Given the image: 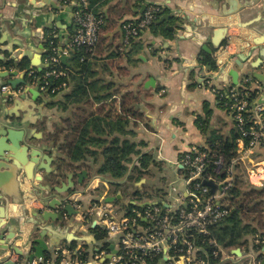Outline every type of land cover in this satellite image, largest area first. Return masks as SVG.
I'll return each instance as SVG.
<instances>
[{"label": "crops", "instance_id": "0c3cea01", "mask_svg": "<svg viewBox=\"0 0 264 264\" xmlns=\"http://www.w3.org/2000/svg\"><path fill=\"white\" fill-rule=\"evenodd\" d=\"M47 1L56 5L61 4L55 0ZM89 3L94 12L104 15V23L98 46L89 50L92 52L89 56L90 72L83 74L73 72L72 85H75L76 81L86 82L83 81L84 77L92 85L85 93V103L82 102L79 109L85 110L88 114L106 115L113 108L110 107L113 100L116 106L126 102L127 96L134 100V103L129 101L125 103L127 108L133 106V110L136 111L134 118L128 115L130 125L127 130L134 131V135H127L126 138L141 143L139 150L142 154H150L156 161V165L149 168L155 181L148 184L154 186L159 184L160 180H166L169 181L170 187L166 189L164 186L153 190L152 194L156 195L152 200L147 198L131 200L125 204L126 209H129L130 205H133L130 207L132 209L141 207L139 204L156 201L170 206L172 186L184 188L180 167L182 154L192 146L207 145V139L212 131L229 138L235 129L231 115L203 85L210 72L205 67L200 69L196 66H199L200 57L206 52L189 35L199 37L203 44L212 48L214 32L219 28H227V35L231 37V41L229 43L226 39L223 42L224 47L229 43L228 50L222 53L221 58L218 57V62L229 60L225 69L228 71L233 68V58L230 57L248 46L250 40L263 34L264 0H89ZM152 5L157 6L160 11L156 21L160 19L162 12L169 15V19L157 25L155 30L147 28L135 39L133 45L127 43L123 24L139 20ZM74 6L76 8V4ZM67 8L58 14L61 15V20H58L55 11L45 4V0H0V70H18L21 76L25 71H43L46 66L48 37L54 34L59 41V48L64 49L75 33V9L73 11V7ZM248 24L250 25L244 27ZM71 52L64 55L67 56V63L64 65L68 67L73 64ZM213 52L217 53V50ZM250 52L252 54L247 59L248 74H245L244 67L239 72V81L244 83L249 78L253 87L256 84L264 85V79L258 80L254 76L255 73L264 76V56L261 55V47L251 48L247 54ZM11 57L17 58V62L10 61L13 64L25 61L28 70L8 67L6 60ZM260 58L262 63L256 67ZM34 61L36 65L33 64ZM69 76L72 77L71 74ZM152 78L155 80V88H145L146 82ZM5 80L0 78L1 115L14 121L15 128L24 130L28 137L35 139L33 140L35 144L50 149L49 153L56 157L52 166H60L62 158L69 164L78 165L61 154L59 146L65 140V134H62L64 136L58 141H54L53 136L57 127H62L67 120L72 121L73 112L79 109L70 107L64 110L56 105L52 106V102L58 98L52 99L46 95L33 99L31 94H22L24 99L16 98L9 102L1 89L7 82ZM38 80L41 81L40 78L27 76V81H31L33 87ZM211 80L215 86L224 83L223 78L221 76L217 78V75ZM229 83H232V78ZM72 88L67 86L64 92H69ZM100 96L109 98L99 103L95 97ZM200 119L207 124L208 132L205 133L199 127ZM124 138L125 136H122V139ZM92 149L94 154L86 157V167L80 170L63 167L66 172L86 170L89 174L85 184L77 186L75 190L83 199L82 203H75L80 204L83 211L92 209L96 203L106 202L105 199L108 197L121 196L113 202H106L114 206L117 200H124L122 192L110 194L114 185L108 184L105 177L98 172L100 164L104 161L102 151L96 147ZM259 153L264 158V148H261ZM138 159L139 156L134 157L130 169L134 164H138ZM3 172L0 169V187L10 193L20 180V176L15 173V177H9L2 175ZM25 182L27 186L30 185L28 179H25ZM180 182L182 188L177 186ZM146 183L147 180L142 178L136 182L135 187L141 189ZM22 188L26 190L25 187ZM4 196L11 199L12 195ZM32 198L33 196L25 201L29 209L46 208L39 199L34 201ZM4 204L2 200L0 203V217L1 213L3 217L0 220L4 222L2 233L7 237L10 235L16 237L13 241L14 246L21 247L30 235L40 234L39 228H43L50 249L45 259L35 258L32 264H54L60 260L59 253L64 248L81 246L83 250L89 251L88 257H92V253H96L98 248L110 252L115 249L108 233L105 240L97 239L92 232L95 222L91 216L86 220H82L78 215L63 221L49 220L35 225L36 219H33L31 214L26 216L23 206L10 204L5 209ZM25 219L28 221L24 222ZM96 227L105 229L99 225ZM90 235L94 237V242ZM263 242L264 238L251 235L246 237V241L240 246L226 249L221 247L219 259L214 264H262L264 246L261 248L258 246ZM12 260L19 264H30L26 257L16 254L12 255Z\"/></svg>", "mask_w": 264, "mask_h": 264}, {"label": "built area", "instance_id": "2783aa9c", "mask_svg": "<svg viewBox=\"0 0 264 264\" xmlns=\"http://www.w3.org/2000/svg\"><path fill=\"white\" fill-rule=\"evenodd\" d=\"M158 11L157 6H149L142 18L123 24L127 43L156 21ZM74 17L75 33L68 45L61 49L53 40L49 42L45 54L46 71L40 85L42 91L51 86L49 78L67 76L60 66L61 56L78 48L92 50L99 42L104 15L95 13L90 8L89 0L77 2ZM223 52L225 49L219 57ZM34 73L31 71L29 75ZM203 85L234 121L238 136L233 157L226 162L225 155L212 152L207 145L190 147L182 154L181 178L184 188L172 186V202L168 207L151 204L125 209L119 215L112 203L102 201L88 211H83L80 204L74 203L79 211L76 216L80 215L82 220L93 217L96 226L105 228L115 249L110 252L98 248L92 257L84 259L81 246L64 248L60 250V260L54 264H211L209 257L204 258L199 254L202 247L198 239L209 235V227L229 215L231 207L222 200L228 198L240 179L239 169L244 168L251 187L264 188V158H254L264 148V85L256 84L253 87L249 78L239 87L225 82L215 86L210 78H206ZM66 87L67 84L63 82L52 88L56 91ZM6 88L3 87L4 90ZM23 89H18L17 93ZM249 91H255L253 100L249 98ZM206 182H212L215 190ZM64 217L69 218L65 212ZM216 246L213 253L215 258L221 252V247Z\"/></svg>", "mask_w": 264, "mask_h": 264}, {"label": "trees", "instance_id": "16d2710c", "mask_svg": "<svg viewBox=\"0 0 264 264\" xmlns=\"http://www.w3.org/2000/svg\"><path fill=\"white\" fill-rule=\"evenodd\" d=\"M159 15L160 11L159 13L157 12V16ZM149 28L155 30L157 25L152 23ZM51 40L54 41L55 45L59 46L58 39L54 37V34H51L47 40V47ZM134 41L135 39L131 40V45L134 44ZM71 53L73 64L70 67L64 65V63L60 65L61 68L67 72V76L63 78L51 77L48 79L51 87L54 85L58 86L63 82H65L67 86L73 87L69 92H62L60 98L53 101L51 104L52 106L56 105L58 108L64 110L70 107L71 109L76 107L79 109L80 106H82L81 104L86 101L84 99L85 93H87L89 87L92 86L87 82L85 77L83 81L86 82L76 81L77 83L75 85L71 84L74 78L73 72L78 71L81 74L90 72L89 56L92 52L87 48H78ZM6 64L8 67L12 66L22 71L28 70V65L25 61L18 64H13L11 62H7ZM199 64L206 67L209 71L217 69L216 59L212 54L203 53ZM45 71L46 69L41 72L36 71L35 74L32 75V78H40L43 80ZM69 74H71V78ZM240 89L242 88L240 87ZM254 97L255 91H249V98L253 100ZM106 98L109 97H95V100L101 103L106 101ZM126 98V100L124 99L126 102L129 101L134 103V100L130 98V96ZM114 102L115 100L110 103V107L113 106V108L106 115H102L101 113L98 115L88 114L85 110L79 109L73 112L72 121L67 120L62 127H57L53 136L54 141H58L61 136H64L62 134H65V140L59 146L61 154L72 163H78V165L69 164L66 162V159L62 158L60 167H65L67 169L71 168L73 170H80L86 167V157L94 154L93 147L101 149V153L104 157V161L100 164L98 170L99 174L105 177L106 180L112 182H116L117 179H122L126 176L130 179L129 177H131L132 174L137 175L138 178L136 182H138L144 177V173L149 172L151 165H156V161L150 154H142L141 150H139L141 143L138 144L126 138L127 135H134V131L127 130L130 125L128 115H130L131 118L136 116V111L133 110L132 104V108H127L125 106L126 102H121L118 106H116ZM198 124L205 133L208 132V126L204 120L200 119ZM111 135L114 136L111 137ZM122 136H125V138L122 139ZM237 136L238 132L236 129H234L233 135L229 138H224L217 134L216 131H212L207 139V146L212 152L225 155L226 162H228L234 155V143ZM105 137H109V139ZM135 156H139L138 164H134L130 169V165L133 163ZM239 183L240 179L236 181L234 188L228 194V198L231 200V211L229 215L218 223L210 226L209 235L198 239V244L202 247L199 254L204 258L209 257L211 264H214L219 259V256L217 258L213 256L214 251L217 249L216 245L225 249L233 248L242 245L246 241V237L251 235H253V237L259 236L260 238H264V188L259 189L250 187L241 189ZM155 195L156 194H152L153 197ZM130 207H133V205H130L127 210H130ZM99 228H101V232L95 231ZM93 230L98 240L102 241L106 239L107 231L105 229L96 227ZM263 246L264 242L259 244L258 248ZM88 254L89 251L85 249L83 251L84 259H87Z\"/></svg>", "mask_w": 264, "mask_h": 264}, {"label": "water", "instance_id": "95a60500", "mask_svg": "<svg viewBox=\"0 0 264 264\" xmlns=\"http://www.w3.org/2000/svg\"><path fill=\"white\" fill-rule=\"evenodd\" d=\"M56 2H61L60 5L48 3L45 0V4L49 5L57 15V19L61 20V14L67 7H73L72 10L75 9V4L77 6V2L79 0H74L68 2L66 0H55ZM169 15L163 14L158 21L155 22L156 25L163 24L166 20L169 19ZM252 24V22L250 23ZM244 25V27L249 26ZM170 29V28H169ZM171 30L173 28L171 27ZM174 31V30H173ZM189 37L193 38L198 44L201 45L202 50L208 54H212L216 59L217 69L210 72L207 78L215 79L221 76L225 83H229L232 78V84L236 86H241V82L239 81V72L242 71L245 67V74H248V64L247 59L250 57L248 50L255 47H261V55L264 56V32L257 38H253L249 41L248 46H246L242 51H239L235 54L232 59L233 68L226 71L229 60L225 62H218V57L223 49L227 50L228 45L231 41V37L227 35V28H219L214 32V36L211 40L212 48L208 47L207 44H203L199 37L193 36L192 34ZM228 39L229 43L224 47L223 42ZM253 46V47H252ZM217 50V53L213 51ZM202 56L200 57V59ZM3 60V59H1ZM17 62V58L11 57L6 62ZM62 63H67V56H61ZM262 63L261 58L259 59L256 67L260 66ZM33 64H37L35 61ZM200 69H204V66L199 64ZM237 67V69H236ZM206 68V67H205ZM40 70V69H39ZM41 71V70H40ZM30 71H25L22 76L19 74L18 70H0V78L6 79L5 84L2 85V93L5 97L8 98V101H14L16 98L24 99L22 94H31L33 99L40 98L41 95L44 94L40 91L41 81L38 80L36 85L33 87L31 81H27V76ZM216 73V75H214ZM255 78L258 80H262L264 78L263 75L255 73ZM155 80L152 78L146 82L145 88H155ZM20 86H25V90L23 93H17ZM3 87H7L5 90ZM35 139L28 137L24 130H18L15 128V122L9 119L8 117H3L0 111V169L3 172L2 175H7L9 177H15V173L20 176V180L17 184L14 185V188L10 193L5 191L2 187H0V203L4 200V208H8L10 204L23 206L24 214L27 216L33 217L36 219L35 225H40L43 221H63L65 219L64 212L68 215V217H73L79 214V211L73 205L75 202H83V199L79 196V193L76 192L77 186H83L89 178V174L86 170H82L81 172H66V169L60 167H54L52 164L56 161V157L49 153L50 149L38 146L33 141ZM182 167V166H180ZM39 172L42 174L40 175ZM25 179L30 181V185L27 186ZM144 181V180H143ZM107 183L110 185H114L116 182H112L107 180ZM207 185L212 187V190H215L216 186L212 182H206ZM25 187V189L22 188ZM6 194H11V199L8 196H4ZM27 194V195H25ZM33 196L32 200L39 199L42 203H44V207L46 208H31L25 204L26 200H29ZM121 196L118 195L115 197H108L105 199L106 202H113L115 199H120ZM99 200V199H98ZM163 203L165 207H168V204L164 202H145L143 204H139V206H148ZM134 205H136L134 203ZM23 216V215H22ZM2 217V213H1ZM0 217V218H1ZM3 218V217H2ZM28 220H24L27 222ZM4 226V222L0 220V264H19L18 262L12 260V255L16 254L20 257H26L30 264L33 263L35 258L45 259L46 253H48L50 249L49 243L46 242L43 228H39L41 231L40 234H32L29 236L28 240L21 246H14L13 241L15 240L14 235H10L9 237L5 236L2 233V227ZM95 224L93 228H95ZM83 233V231H82ZM89 237L93 238L92 235ZM113 250L114 247H111ZM263 254V252H262ZM264 264V259L262 261Z\"/></svg>", "mask_w": 264, "mask_h": 264}, {"label": "rangeland", "instance_id": "374dc122", "mask_svg": "<svg viewBox=\"0 0 264 264\" xmlns=\"http://www.w3.org/2000/svg\"><path fill=\"white\" fill-rule=\"evenodd\" d=\"M224 86H226V85H224ZM254 158L261 159L262 156L260 154H256V155H254ZM239 172H240L239 187H241V189L250 188L251 185L249 183V180H248V177H247V174H246L244 168H240ZM143 176H144L143 178H145L147 180V183L144 184L141 189H137L135 187L136 180L138 178L136 174H132L131 177H129L130 179H128V177L126 176V177H124L122 179H117L116 180V184L113 187V192H110V194H113V193H116V192H122L123 193L124 200L123 201L122 200H117L114 203L115 204V210L117 211V213L119 215L123 214V212L125 211V209H126V205L125 204L127 202H129L131 200H135V201L138 200L139 201V200L146 199V198L152 200V199H154V197L152 196V191L153 190H155L157 188L164 187V186H166V189H168L170 187V185L168 187L169 181H166V180H160V182H158L159 184L154 185V186L153 185H149L148 182L155 181L154 176L151 173H149V172L148 173H144ZM177 186L179 188H182V182H180ZM150 191H151V193H150ZM222 202L225 205H230L231 204V200L229 198H224L222 200ZM100 229L101 228H99L98 230H95V231L101 232Z\"/></svg>", "mask_w": 264, "mask_h": 264}, {"label": "flooded vegetation", "instance_id": "af4514ba", "mask_svg": "<svg viewBox=\"0 0 264 264\" xmlns=\"http://www.w3.org/2000/svg\"><path fill=\"white\" fill-rule=\"evenodd\" d=\"M67 88V87H66ZM66 88H63V89H59V90H56V91H53V88L51 86L48 87V89L41 91L42 94L46 95V97H50L52 99H57V98H60V95L62 94V92L65 91ZM25 90V88L23 89V91ZM23 91L21 92V94L23 93Z\"/></svg>", "mask_w": 264, "mask_h": 264}]
</instances>
